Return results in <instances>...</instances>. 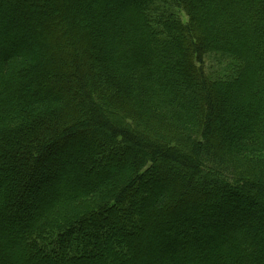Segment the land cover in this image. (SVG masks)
Masks as SVG:
<instances>
[{
    "label": "trees",
    "instance_id": "obj_1",
    "mask_svg": "<svg viewBox=\"0 0 264 264\" xmlns=\"http://www.w3.org/2000/svg\"><path fill=\"white\" fill-rule=\"evenodd\" d=\"M0 264H264V0H0Z\"/></svg>",
    "mask_w": 264,
    "mask_h": 264
},
{
    "label": "rangeland",
    "instance_id": "obj_2",
    "mask_svg": "<svg viewBox=\"0 0 264 264\" xmlns=\"http://www.w3.org/2000/svg\"><path fill=\"white\" fill-rule=\"evenodd\" d=\"M226 66V63L218 55L212 54L205 58L204 69L213 79L223 76Z\"/></svg>",
    "mask_w": 264,
    "mask_h": 264
}]
</instances>
